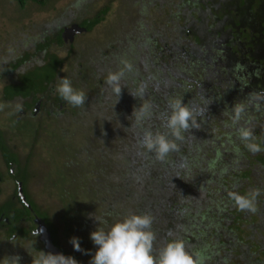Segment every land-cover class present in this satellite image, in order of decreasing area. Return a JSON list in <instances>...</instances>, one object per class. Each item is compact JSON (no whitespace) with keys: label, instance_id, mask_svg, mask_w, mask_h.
Instances as JSON below:
<instances>
[{"label":"flooded vegetation","instance_id":"flooded-vegetation-1","mask_svg":"<svg viewBox=\"0 0 264 264\" xmlns=\"http://www.w3.org/2000/svg\"><path fill=\"white\" fill-rule=\"evenodd\" d=\"M157 1L150 2L146 9L154 12H149L150 17L154 15L163 21L161 23L154 21L147 29L158 31L156 33L159 36L158 41L161 37L160 43L162 44L159 45L160 52L165 50L178 54L170 57L169 63L163 61L162 67L152 65L150 72L152 69H156L167 85H169V78H173L172 76L176 80L177 78L190 80L192 83L187 90H189L190 102L193 101V105L196 103L194 110L198 109L197 113H202V116L210 115L211 117L206 118L209 122L220 123V125L214 126L215 130L221 128L226 131L223 134L224 138L218 137L219 141L227 142L229 139L227 134L236 132L234 139L237 146L241 148L244 142L239 138L238 129L243 127L253 132L255 139L252 142L257 143L259 139L264 145V0H174L170 3L176 4L175 9L172 7L170 11L173 9L174 15L181 13V17L179 20L177 18L175 25L172 26L167 24V17H165L168 1L159 0L161 5L159 7L156 5ZM85 2L88 3L89 0ZM85 2L83 1L81 4ZM187 12L191 18L189 22L183 20ZM96 15L87 17L83 14H75L73 16L71 13L68 17L63 16L48 28H44V31L36 33L29 50L14 59L7 60L0 69V105H4L0 109V114L3 117L0 124V170H2L0 171V181L9 180L12 183L16 181L18 185L21 183L25 197V192L30 188L25 187L26 181L35 176L31 164L37 158L38 140H42L43 132L50 129L48 124L43 125L45 118L48 122H52L57 117L68 116L72 112V114L79 113L80 118L82 113H88L90 116H96L97 120L102 119L103 114H97L91 110L88 112L85 105L74 107L65 102L55 90L60 78L67 77L71 80L74 88L87 93L88 89L82 85L86 66L78 62L91 56L86 54L85 47H82L81 44L76 47L75 42L71 41L75 40L79 33L80 35L87 34L94 30L99 23L89 29L85 21L93 19ZM155 25L157 27H154ZM25 37L27 36L25 35ZM23 42V40L9 41L8 45L12 44L15 51L23 52ZM59 49L66 52V55L61 56L58 52ZM189 56L193 57L191 62ZM179 57L186 59L185 65L179 64L181 61ZM119 58L113 55L106 63L99 66H102L107 73H113L111 71L118 66ZM74 59L76 63L72 64ZM25 62L27 65H24ZM77 64L80 69L78 73H74L72 68L75 69ZM168 64L172 70L177 69L176 75L170 77L166 72L165 68ZM65 67L69 68L64 70ZM189 69L193 71L190 76ZM184 70L186 73H183ZM127 76L133 83V74L130 73ZM23 89L28 90V93L22 94ZM139 89L140 87L137 85L130 92L138 94L135 90ZM87 97L89 104L92 98H96L103 104L101 92L91 95L92 98L88 95ZM132 97L135 98L133 95ZM17 103L22 104L23 111L15 110ZM110 108H112V103L107 102L104 103L102 110ZM237 108L242 109L238 120L235 119ZM8 121L10 124L7 123ZM44 127L45 129H43ZM21 133H28L32 139L29 145L26 143H24V147L20 145L16 137ZM219 145L221 146L220 143ZM29 147L28 155L25 156V153H21V150ZM142 151H145L144 148ZM228 153L238 159L239 167L242 169L255 162L258 157V153L253 154L249 151V158L255 160L250 162L238 148L234 154L230 151ZM88 161L90 162L79 163L80 166H78L72 165L67 160L68 176L72 177L78 169L83 171L86 165L93 162L92 155L89 156ZM257 161L261 162L259 158ZM20 164L23 166H18ZM46 166L47 168L51 167L47 163ZM53 174V176L48 174L52 180L58 177L55 173ZM45 175L47 177V173ZM126 176L133 177L132 175ZM125 177L122 181L129 182L130 178ZM261 184L264 186L263 183ZM73 189L76 190V186ZM261 190H264V187ZM12 197L20 198L18 191ZM9 200L10 198L0 203V208H3ZM33 203L35 206L29 203L26 197L24 206L32 212V215L29 218L22 217L20 225L25 221L28 225L27 228L32 227L36 216L34 208L37 207V204L35 200ZM19 208L22 206L20 205ZM2 223H10L9 217H6L4 213L0 215V224ZM35 224L37 227L39 226L38 222ZM4 229L6 228L4 227ZM35 229L32 227L31 234L37 230ZM170 231L169 227L165 231L166 236H177H174ZM6 237L13 239L16 235L12 237L6 235Z\"/></svg>","mask_w":264,"mask_h":264},{"label":"rangeland","instance_id":"rangeland-1","mask_svg":"<svg viewBox=\"0 0 264 264\" xmlns=\"http://www.w3.org/2000/svg\"><path fill=\"white\" fill-rule=\"evenodd\" d=\"M83 1L87 0H47L44 4L31 0L24 7H21L15 0H0V69L7 60L14 59L22 53L27 52L33 42L34 35L44 31V28H48L49 25L55 21H59L63 16L68 17L72 13L73 16L75 14H83L87 17H93L99 9L104 8L106 5L111 7L105 15L104 20L92 32L81 35L79 33V36L71 41L72 43L75 42L76 47L81 44L82 47H85L86 54L91 56L84 61L78 62L86 66L83 72L82 85L88 89L86 90V94L89 97L101 92L103 104L98 102L96 98L90 97L92 98L90 99V104L87 100L85 108L88 112L91 110L94 113L103 114L102 119L97 120L96 116H90L88 113H82V117L80 118L79 113L72 114V112L70 113L71 115H62V117H57L52 122H48L45 118L43 125L48 124L50 129L43 132L42 140H38L37 158L31 164V168L37 174L34 173L35 176L30 177L26 181V188L30 187L27 195L32 201H36L37 207L42 213L48 215L56 228L58 239L64 249L73 252L85 264H90L94 256H88L83 251H75L69 241L71 238L77 237L74 229L78 226L79 219L83 216L85 209L90 208L93 203L87 199L88 196L85 193L84 182L81 183L82 186L75 185L73 181L76 175L73 173L72 177L68 176V168H66L67 160L72 165L80 166L79 163L90 162L88 161V157L92 155L93 161H98L97 164L101 165V170L109 175L108 177L120 181L126 175L133 176L134 174V177H131L129 181L134 186L135 184L139 185L141 178L138 177L136 168L138 164L142 166L140 160L143 157V147L140 141L144 135V133L137 129L138 126L135 123V117L137 114H141V111L137 110L135 115H133L135 99L139 94L135 98L131 95L129 100L128 96L124 94L137 86V84L135 82L128 84L124 79H121V86L124 88L119 99L106 83L109 73L99 65L106 63L113 55H117L121 56L118 58L123 61L122 66L125 67L124 54H126L128 57L125 56V60H129L130 58L132 60L135 76L144 77L150 75L152 65L162 67L164 65L163 61L169 63L172 56L170 52L164 50V58L162 55V58L157 63L155 62V58L152 57V52L147 45L151 31L147 28L152 22L161 23L163 20L157 19L154 15L150 17L149 12H154L147 11L146 7L143 8L140 3L141 0H89L88 3L81 4ZM154 27L157 26L155 25ZM172 39L175 40V38ZM15 40L24 41L23 52L15 51L12 44L8 45L9 41ZM160 41L161 37L159 38ZM58 52L61 56L66 55V52L61 49ZM179 60H181L179 62L180 65H185L186 59L179 57ZM73 62L72 64H75L76 60L74 59ZM24 65H27V62ZM67 68L69 67H65L64 70ZM115 68H118V66ZM73 69L74 67L72 68L74 73H78L80 69L79 64ZM165 69H167L166 72L169 73L170 77L177 73V69L174 68L172 70L170 64ZM111 72L115 73V70ZM183 73H186V71L184 70ZM151 77L150 75L148 78ZM151 80V84L155 88L160 87L161 81L157 79ZM162 84H164L165 89L170 86L165 81ZM148 85L141 82L139 86L140 88H144V97L149 92ZM118 100L119 102L117 103ZM107 102L112 103V108L102 110L104 103ZM126 105L127 108L125 109ZM2 120L3 117L0 114V124ZM213 123L216 122H211V124ZM14 129L17 130L16 127ZM224 133L226 131L221 128H217L215 131V135L219 138H224ZM16 139L22 147H24V143L29 145L32 140L28 133H21ZM29 149L30 147L21 150V153H25L26 156ZM228 156L229 153L226 152L225 157ZM95 157H98V159L96 160ZM46 163L51 167L47 168ZM18 166L23 165L20 164ZM75 172L78 173L77 177H79V169ZM45 173H47V177ZM53 173L58 177L52 180L48 174L53 176ZM255 174L253 175L254 179H250L251 187L241 188L244 194H247L252 189H257L254 182L263 183L264 172H257ZM81 178L85 179L86 177L81 176ZM93 182H95V186L100 185L97 180ZM75 186H77L76 190L73 189ZM17 191L18 184L16 181L13 183L9 180H5V182L0 181V203L8 198L11 199L14 193L17 194ZM18 196L23 201V198L19 195V191ZM169 197H173V195L167 194L166 198ZM120 199L121 201L118 202H121L120 206L124 207L123 202L125 200ZM256 205L257 211L251 223L258 225L253 229V233L255 235L260 234L261 238L257 242V238H253L250 241L249 236L251 232L248 229L247 232L241 231L244 234V240L238 241V244L245 248V250L247 249V251H243V254L238 253V256L233 261L236 264H243V260L240 257L243 258L244 253L257 249L260 241L264 243V212L262 211L264 210V191L261 189ZM67 209H69L68 213H74L77 210V214L67 216ZM165 215L166 217H170V219H175L172 212L168 213L166 211ZM37 216L38 214L36 213L34 223L32 224L36 229H38L35 224L37 219L43 221V217L38 216L37 218ZM254 219L256 220L254 221ZM68 224L74 226L73 230L66 229ZM165 225H169L170 227V224L167 222ZM21 226L28 227L25 221L21 223ZM162 236L163 234L159 233L156 238L162 240ZM83 241L87 243V237H83ZM39 251L47 252L41 235L38 237L34 234H29L28 237L16 235V237L10 239L6 237L5 233H0V264H8L5 258L13 256L20 257L19 264H33V257H38ZM258 256L264 260V249L262 247H259Z\"/></svg>","mask_w":264,"mask_h":264},{"label":"trees","instance_id":"trees-1","mask_svg":"<svg viewBox=\"0 0 264 264\" xmlns=\"http://www.w3.org/2000/svg\"><path fill=\"white\" fill-rule=\"evenodd\" d=\"M15 1L21 7H24L31 0ZM32 1L44 4L47 0ZM167 1L168 5L165 17H167L169 26H172L175 25L177 18L178 20L180 19L181 13L174 15L172 10L175 9L176 4L170 3L174 0ZM150 2H153V0H141L140 3H142V7H146ZM156 5L157 7L161 6L159 0ZM172 7L174 8L170 11ZM110 8L109 5H106L93 19L86 20L85 23L89 29L104 20ZM185 14L186 16L183 20L189 22L191 20L190 14L188 12ZM151 33L153 36L149 34L147 45L152 52V57L157 62L162 58V55L164 58V54L160 52L159 48V45L162 44L158 41L159 36L156 34L158 31L154 30ZM200 38L202 37L200 36ZM170 54H173V57L178 53L170 52ZM125 56L127 55L124 54L125 67L127 69L122 66L123 61L118 59V68H115L116 72L122 70L124 72L122 79L128 84L131 82V79H128L127 76L130 73L133 74L132 80L138 86L141 85V82L149 84V92L146 97L138 95L135 99L136 111H141V107L144 105L149 106L148 113L145 116H142L139 120L137 117H140L141 114H137L135 117V123L138 126L137 129L142 133L151 131L153 134L157 132L169 134V139H174L170 135V130L165 127L166 117L171 113L169 104L176 99H180L194 110L196 103L193 105V101L190 102L189 90H187L190 88L192 82L180 78L176 80L172 76V79L169 78V88L165 89L164 84H162L163 79L156 69L151 70L150 74L152 77L149 79L148 77L150 75L144 77L139 75L135 76V68L132 67V60L131 58L125 60ZM115 57L118 58L119 56L116 55ZM192 58L190 57V62ZM129 65L131 66L130 69L128 67ZM191 66L190 68H192ZM188 73L190 76L193 71L189 69ZM151 79L161 81L160 87L155 88L151 84ZM147 81L148 83H146ZM135 92L138 93V90H135ZM27 93L28 90L23 89L22 94ZM124 94L129 99L130 93L127 92ZM124 108L126 109L127 105ZM194 111L199 112L198 109ZM208 116L210 115H199L197 117L199 128L184 132L183 139L175 140L178 149L169 153L164 160H158L154 153H150L144 149L143 157L140 160L142 166L138 164L136 168L137 175L141 178L139 185L135 184L134 186L130 181H122L123 179L119 181L115 178L108 177L109 175L101 170V165L99 166L97 164L98 161L91 162L84 167L83 171H80L79 175H84L87 177L86 179H82L81 176L77 177L78 173L76 172L73 183L82 186L81 183L84 182L85 193L90 198L87 197V199L93 203L90 208L85 209L83 216L79 219L78 226L74 229L75 235L80 238L82 249L87 250L88 256H94L98 250V246L90 239L92 232L98 228L108 231L116 222L122 221L131 214H148L153 217L151 230L156 235L159 233L163 234L162 240L156 238L154 252L158 253L171 240L180 239L185 242L187 251L192 254H199L202 258V264H236L233 261L238 256V253L243 254V251H247V249L245 250V248L238 244V241L244 240V234L241 231L247 232L248 229L251 232L249 236L250 241L253 238H257L256 242L260 240V234L255 235L253 233V229L258 225L251 223L256 212L238 211L234 207V201L229 198L228 193L234 191L244 194L241 188H250V179H254L253 175L257 172H264V151L258 153L257 159L259 158L261 160L259 163L257 159L255 161L249 158V151L246 147L244 148L245 143L241 148L237 146L234 139L236 132L227 134L229 136L227 142L219 141L218 136L215 135L216 130L214 126L220 125V123L215 121L217 124H211L206 119ZM257 143L264 149V145L261 144L259 139ZM237 148L240 149L247 160L249 159L250 162H255H252L250 165L248 164L242 169L239 167L238 159L234 156L232 157V154L225 157L226 152L228 153L230 151L234 154ZM95 158L96 160L98 159V157ZM141 171L142 173H140ZM125 178L130 177L126 176ZM94 180H97L100 185L95 186ZM262 182L264 183L263 180ZM254 184L258 189L264 187L258 181L254 182ZM169 193L174 196L166 198V195ZM25 194L28 202L35 206L27 195V192ZM120 198L125 200L123 202L124 207H121V202H118L121 201ZM18 204L22 208H19ZM34 210L39 217H43L42 220L48 226L55 245L62 249L63 253L67 256L74 257L79 264H85L73 252L64 249L58 239L56 228L48 215L42 213L38 207H35ZM66 211L67 216L77 214V210L74 213H68L69 209ZM166 211L168 213L172 212L175 219L166 217ZM262 211L264 212V210ZM2 213L6 217H9L10 223L0 224V233L4 232L8 237L14 235L28 237L31 234L33 226L27 228L20 225L22 217L29 218L32 215V212L24 206L21 198L14 199L12 197L4 204L3 208H0V215ZM166 222L170 224V232H173L172 234L174 236L177 235L176 237L166 236L165 231L169 227V225H165ZM248 223L249 225H247ZM73 227V225L68 224L66 229L71 231ZM83 237H87V243L83 241ZM261 242L258 244L257 249L244 253L243 258L240 257L243 260V264H264V260L258 256L259 247L264 249V243Z\"/></svg>","mask_w":264,"mask_h":264},{"label":"clouds","instance_id":"clouds-1","mask_svg":"<svg viewBox=\"0 0 264 264\" xmlns=\"http://www.w3.org/2000/svg\"><path fill=\"white\" fill-rule=\"evenodd\" d=\"M128 67L130 69L131 66ZM123 76L124 72L121 70L109 73L106 79V83L119 99L124 88L121 86ZM55 90L65 102L74 107H83L88 100L86 93L74 88L71 80L67 77L60 78ZM129 93L137 97V94L130 91ZM143 93L144 88L142 87L138 90V94L143 95ZM3 107L4 105H0V109ZM148 107L147 105L141 107V116L137 117L138 120L148 113ZM169 107L171 113L166 117L165 127L170 130V135L174 139H169V134L160 132L153 134L151 131H146L140 141L141 146L148 152L154 153L158 160H164L169 153L178 149L175 140L183 139L184 132L199 128L197 117L202 115L180 99L170 102ZM15 110L23 111L22 104L17 103ZM241 112L242 109H236V120L240 118ZM135 113L136 109H134L133 115ZM238 133L248 151L253 154L264 151L259 144L252 142L255 138L250 129L241 127L238 129ZM228 196L234 201V207L238 211L255 213L260 189H252L247 194L233 191L229 192ZM152 223L153 217L148 214H131L122 221L116 222L108 231L98 228L90 235V239L98 246L90 264H202L199 254L187 251L185 242L180 239L171 240L158 253L154 252L156 234L151 230ZM44 231L43 228L38 227L33 234L38 237ZM69 242L75 251H84L87 254V250L81 247L80 238L73 237ZM5 259L8 264H19L20 262L19 256L6 257ZM33 264H79V262L74 257L65 256L62 253L53 254L39 251V256L33 257Z\"/></svg>","mask_w":264,"mask_h":264},{"label":"water","instance_id":"water-1","mask_svg":"<svg viewBox=\"0 0 264 264\" xmlns=\"http://www.w3.org/2000/svg\"><path fill=\"white\" fill-rule=\"evenodd\" d=\"M18 191H19V195L23 198V201H25L26 197L23 193V188H22V184L19 183L18 185ZM38 218V217H37ZM37 222L39 223V228H43L45 231L41 234V239L42 241L45 243V249L47 252H51L53 254H64L62 252V250L55 245L54 240L51 236V233L49 231L48 226L46 225L45 222L41 221L40 219H37ZM65 255V254H64ZM66 256V255H65Z\"/></svg>","mask_w":264,"mask_h":264}]
</instances>
